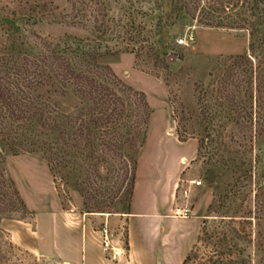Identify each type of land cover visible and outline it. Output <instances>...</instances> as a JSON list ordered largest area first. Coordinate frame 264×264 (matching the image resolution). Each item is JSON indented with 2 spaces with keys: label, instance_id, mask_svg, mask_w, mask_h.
I'll list each match as a JSON object with an SVG mask.
<instances>
[{
  "label": "trees",
  "instance_id": "obj_1",
  "mask_svg": "<svg viewBox=\"0 0 264 264\" xmlns=\"http://www.w3.org/2000/svg\"><path fill=\"white\" fill-rule=\"evenodd\" d=\"M172 2L177 16L248 37L243 53L197 55L209 65L183 67L189 75L172 111L178 139L195 137L212 168L206 216L225 220L211 230L203 221L180 264H227L235 219H264V0ZM0 25V221L26 209L4 167L8 155L22 153L46 161L63 208L73 184L87 212L129 213L152 113L145 92L100 62L108 51L47 39L33 45L15 24Z\"/></svg>",
  "mask_w": 264,
  "mask_h": 264
},
{
  "label": "rangeland",
  "instance_id": "obj_2",
  "mask_svg": "<svg viewBox=\"0 0 264 264\" xmlns=\"http://www.w3.org/2000/svg\"><path fill=\"white\" fill-rule=\"evenodd\" d=\"M172 4L0 0V21L15 24L33 45L47 39L108 51L100 62L145 92L152 110L132 199L139 214L87 212L73 184L63 208L45 160L33 153L6 157V173L26 209L0 221L3 264H180L197 242L203 221L208 230L223 226L217 213L206 216L213 196L212 168L206 156L197 155L195 137L178 139L172 111L178 107L179 86L188 79L183 67L209 65L197 55L243 53L248 37L241 30L206 27L177 16ZM4 32L0 25V46ZM251 201L247 197L245 204ZM235 221V246L227 264H264V219Z\"/></svg>",
  "mask_w": 264,
  "mask_h": 264
},
{
  "label": "crops",
  "instance_id": "obj_3",
  "mask_svg": "<svg viewBox=\"0 0 264 264\" xmlns=\"http://www.w3.org/2000/svg\"><path fill=\"white\" fill-rule=\"evenodd\" d=\"M164 103H166V100H164L163 101ZM134 190H135V185H134ZM135 193V192H134ZM134 193H133V195H134ZM132 199H133V197H132ZM130 212H129V215H131V214H139V213H141V211H135L134 209H133V207H132V201H131V207H130Z\"/></svg>",
  "mask_w": 264,
  "mask_h": 264
},
{
  "label": "built area",
  "instance_id": "obj_4",
  "mask_svg": "<svg viewBox=\"0 0 264 264\" xmlns=\"http://www.w3.org/2000/svg\"><path fill=\"white\" fill-rule=\"evenodd\" d=\"M183 42H184V40H180V41H179V43H183ZM196 183L198 184V183H200V182H196Z\"/></svg>",
  "mask_w": 264,
  "mask_h": 264
}]
</instances>
